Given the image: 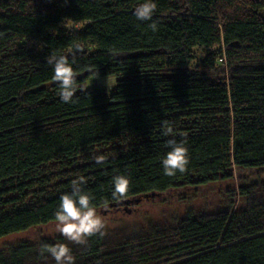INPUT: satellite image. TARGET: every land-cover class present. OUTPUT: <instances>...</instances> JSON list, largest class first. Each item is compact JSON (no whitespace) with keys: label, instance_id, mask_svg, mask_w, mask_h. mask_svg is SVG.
Returning <instances> with one entry per match:
<instances>
[{"label":"trees","instance_id":"16d2710c","mask_svg":"<svg viewBox=\"0 0 264 264\" xmlns=\"http://www.w3.org/2000/svg\"><path fill=\"white\" fill-rule=\"evenodd\" d=\"M142 2L0 0V241L56 224L79 176L98 214L203 189H224V203L107 227L86 245L59 232L14 242L0 264H56L40 252L55 243L75 264H264V0H154L155 32L134 15ZM51 54L72 63L73 103L57 95ZM110 76L113 89L91 85ZM173 138L186 139L190 162L169 177ZM115 175L130 179L119 200Z\"/></svg>","mask_w":264,"mask_h":264},{"label":"clouds","instance_id":"9594fccd","mask_svg":"<svg viewBox=\"0 0 264 264\" xmlns=\"http://www.w3.org/2000/svg\"><path fill=\"white\" fill-rule=\"evenodd\" d=\"M154 0H143L135 6L134 15L138 21H152L148 26L153 32L157 31V23L152 20L156 10ZM75 52H83V46L75 44ZM47 64L52 66V80L57 82L59 91L57 95L65 103H73V97L78 90L76 82V73L69 62L68 55L51 54L46 57ZM74 63V59H73ZM163 135L170 136L173 134V128L168 121L162 125ZM167 147L170 151L162 158L163 173L172 177L177 173H184L189 164L188 148L186 139L177 141L169 139ZM92 159L96 164H103L107 157L104 155H94ZM86 183L83 176H79L71 181V192H65L60 195V203L54 212L56 221L55 227L67 241L77 244L86 245L88 239L99 235L103 237L106 232L104 219L98 215L96 208L92 205V198L83 191L82 186ZM113 199H123L127 196L130 186V179L125 175H115L112 177ZM40 252L49 254L56 264H75V258L71 248L65 243L43 244Z\"/></svg>","mask_w":264,"mask_h":264},{"label":"rangeland","instance_id":"374dc122","mask_svg":"<svg viewBox=\"0 0 264 264\" xmlns=\"http://www.w3.org/2000/svg\"><path fill=\"white\" fill-rule=\"evenodd\" d=\"M91 85L113 89L115 85L114 77H106L102 80H96ZM264 182V176H261ZM255 182V179H251ZM238 185L235 184L236 188ZM225 190L222 188L213 190H199V191H184V192H169L156 199L149 200L143 199L138 205L129 207V211L126 210H113L106 214L103 212L100 215L110 230H137L144 228L149 224L165 225L169 222L170 217H174L180 213L187 211V208L194 209H215L224 203ZM235 200V199H234ZM53 232H57L55 224H51L45 227L38 228L33 232L27 234H18L16 236H10L0 241V249L5 246L18 241L32 240L42 236L52 235Z\"/></svg>","mask_w":264,"mask_h":264}]
</instances>
